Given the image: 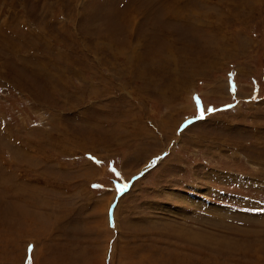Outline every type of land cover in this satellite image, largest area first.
Returning <instances> with one entry per match:
<instances>
[{"label": "rangeland", "instance_id": "374dc122", "mask_svg": "<svg viewBox=\"0 0 264 264\" xmlns=\"http://www.w3.org/2000/svg\"><path fill=\"white\" fill-rule=\"evenodd\" d=\"M0 264H264V0H0Z\"/></svg>", "mask_w": 264, "mask_h": 264}]
</instances>
